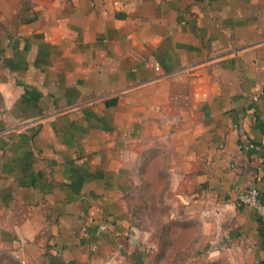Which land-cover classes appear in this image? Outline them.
Wrapping results in <instances>:
<instances>
[{
  "label": "crops",
  "instance_id": "0c3cea01",
  "mask_svg": "<svg viewBox=\"0 0 264 264\" xmlns=\"http://www.w3.org/2000/svg\"><path fill=\"white\" fill-rule=\"evenodd\" d=\"M147 159L199 256L264 264V0H0V248L141 264Z\"/></svg>",
  "mask_w": 264,
  "mask_h": 264
},
{
  "label": "rangeland",
  "instance_id": "374dc122",
  "mask_svg": "<svg viewBox=\"0 0 264 264\" xmlns=\"http://www.w3.org/2000/svg\"><path fill=\"white\" fill-rule=\"evenodd\" d=\"M159 160L147 159L131 195V221L143 236L141 264H227L199 256L195 220L170 219L162 199L165 184ZM162 249V253H160ZM197 252V253H196ZM0 264H21L11 250L0 248Z\"/></svg>",
  "mask_w": 264,
  "mask_h": 264
},
{
  "label": "built area",
  "instance_id": "2783aa9c",
  "mask_svg": "<svg viewBox=\"0 0 264 264\" xmlns=\"http://www.w3.org/2000/svg\"><path fill=\"white\" fill-rule=\"evenodd\" d=\"M253 100L257 99V96L252 97ZM238 203L246 206V207H251V208H257L260 204L259 200V192L256 187H248L246 188L241 196L238 198ZM105 229V224H101L98 227V230H104ZM108 260V259H107ZM106 260V262H107ZM110 262L114 263V257H110L109 260Z\"/></svg>",
  "mask_w": 264,
  "mask_h": 264
},
{
  "label": "trees",
  "instance_id": "16d2710c",
  "mask_svg": "<svg viewBox=\"0 0 264 264\" xmlns=\"http://www.w3.org/2000/svg\"><path fill=\"white\" fill-rule=\"evenodd\" d=\"M160 253H162V249H160Z\"/></svg>",
  "mask_w": 264,
  "mask_h": 264
}]
</instances>
